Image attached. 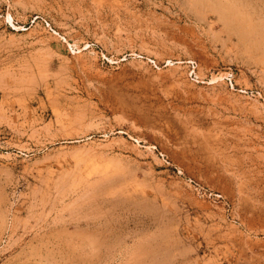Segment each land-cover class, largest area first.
<instances>
[{
  "label": "rangeland",
  "instance_id": "rangeland-1",
  "mask_svg": "<svg viewBox=\"0 0 264 264\" xmlns=\"http://www.w3.org/2000/svg\"><path fill=\"white\" fill-rule=\"evenodd\" d=\"M0 264H264V0H0Z\"/></svg>",
  "mask_w": 264,
  "mask_h": 264
},
{
  "label": "bare ground",
  "instance_id": "bare-ground-1",
  "mask_svg": "<svg viewBox=\"0 0 264 264\" xmlns=\"http://www.w3.org/2000/svg\"><path fill=\"white\" fill-rule=\"evenodd\" d=\"M234 2H235V1H234ZM224 7H225V6H224ZM231 8H232V7H231ZM219 9H220V8H219ZM222 10H223V9H222ZM235 12H236V11H235ZM232 13H233V12H232ZM237 13H238V12H237ZM240 14H241V13H240ZM233 16H235V15L233 14ZM236 16H237V15H236ZM236 16H235V17H236ZM238 16H239V15H238ZM231 17H232V15H231ZM240 17H241V16H240ZM229 19H230V18H229ZM229 19H228V20H229ZM238 19H239V18H238ZM233 20H236V19H233ZM240 20H241V19H240ZM238 21H239V20H238ZM238 23H239V22H238ZM242 23H245V22H242ZM242 23H241V24H242ZM246 23H247V22H246ZM238 26H240V25H238ZM242 31H243V30H242ZM244 33H245V32H244Z\"/></svg>",
  "mask_w": 264,
  "mask_h": 264
}]
</instances>
